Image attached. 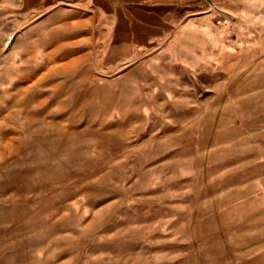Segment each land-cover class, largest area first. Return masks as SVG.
<instances>
[{"label": "rangeland", "instance_id": "374dc122", "mask_svg": "<svg viewBox=\"0 0 264 264\" xmlns=\"http://www.w3.org/2000/svg\"><path fill=\"white\" fill-rule=\"evenodd\" d=\"M196 4L126 64L1 7L0 264H264V0Z\"/></svg>", "mask_w": 264, "mask_h": 264}, {"label": "crops", "instance_id": "0c3cea01", "mask_svg": "<svg viewBox=\"0 0 264 264\" xmlns=\"http://www.w3.org/2000/svg\"><path fill=\"white\" fill-rule=\"evenodd\" d=\"M66 1L92 8L100 17L99 40L122 64L162 47L196 8L197 0H0L36 18Z\"/></svg>", "mask_w": 264, "mask_h": 264}]
</instances>
